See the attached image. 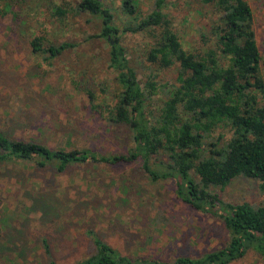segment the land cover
Wrapping results in <instances>:
<instances>
[{"label": "rangeland", "instance_id": "1", "mask_svg": "<svg viewBox=\"0 0 264 264\" xmlns=\"http://www.w3.org/2000/svg\"><path fill=\"white\" fill-rule=\"evenodd\" d=\"M78 0H0V131L11 138L38 141L53 148H90L99 154L129 153L134 146L129 128L111 124L92 109L108 88L111 101L118 90L109 66V43L92 35L101 21L76 10L60 22L51 2L74 6ZM120 16L123 0H104ZM157 0H139L148 14ZM264 74V0H248ZM166 19L183 47L201 52L203 33L210 34L213 10L199 0H166ZM164 25L123 42L142 84L156 82L150 109L157 112L174 88L178 64L162 67L148 59ZM40 37L47 46L69 42L54 58L35 53L31 42ZM224 133V138H217ZM220 147L229 128L216 131ZM217 138V139H216ZM167 160V156L152 157ZM228 202L259 205L264 193L257 180L240 176L227 187L215 188ZM43 196V203L38 200ZM39 201V202H37ZM41 202V203H40ZM51 210L45 217L41 207ZM56 208V210L54 209ZM95 235L133 259L174 262L199 258L223 248L229 231L223 218L194 208L177 195L175 179H153L139 159L116 163L73 164L58 170L19 159L0 162V264H74L95 252ZM48 250L51 251L48 252ZM230 264H264L254 250Z\"/></svg>", "mask_w": 264, "mask_h": 264}, {"label": "trees", "instance_id": "2", "mask_svg": "<svg viewBox=\"0 0 264 264\" xmlns=\"http://www.w3.org/2000/svg\"><path fill=\"white\" fill-rule=\"evenodd\" d=\"M199 1L213 10L210 34L203 33L205 48L201 52L185 49L170 28L164 12L166 0H157L148 14L141 11L139 0H123L120 16L104 0H78L74 6L51 2L52 15L60 22L75 10L100 19L101 30L92 37L110 45L109 66L118 90L111 101L107 87L101 89L104 97L100 101L95 91H89L88 96L92 109L111 124L129 128L134 146L129 153L105 155L90 148H53L0 131V162L35 161L63 171L76 163L139 159L153 179H175L177 195L183 201L221 216L229 231L223 248L174 262L133 259L90 232L95 252L74 264H230L251 249L264 259V203L228 202L215 190L245 176L257 180L264 193V74L254 11L248 0ZM5 12L0 7V15ZM163 25L148 59L162 67L178 64L179 73L174 88L155 112L149 107L158 85L153 81L142 84L123 38ZM42 40L35 37L32 49L47 54L48 59L72 46L69 42L46 46ZM221 128H229L231 133L222 147L214 140V133ZM224 137L220 133L217 138ZM154 155H165L167 160L152 161ZM38 200L46 201L43 196ZM41 209L45 217L51 212L48 203ZM50 264L58 262L53 258Z\"/></svg>", "mask_w": 264, "mask_h": 264}]
</instances>
